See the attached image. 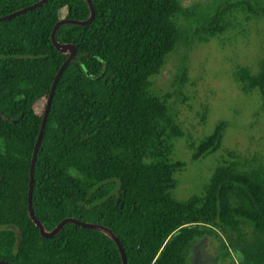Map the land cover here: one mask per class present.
I'll use <instances>...</instances> for the list:
<instances>
[{
    "label": "trees",
    "instance_id": "trees-1",
    "mask_svg": "<svg viewBox=\"0 0 264 264\" xmlns=\"http://www.w3.org/2000/svg\"><path fill=\"white\" fill-rule=\"evenodd\" d=\"M41 0H0V18ZM87 26L61 25L55 41L75 54L54 89L35 156L31 208L45 233L74 220L109 231L126 264H189L203 247L215 264H264V162L246 168L233 152L203 194L172 198V140L182 136L168 97L153 80L179 47L187 53L231 27L237 10L264 16V0H90ZM65 10L63 19L60 11ZM85 0H47L0 22V263L122 264L105 232L63 225L40 236L28 211L29 175L53 80L70 50L54 46L61 21L86 22ZM243 92L264 109V61L256 75L240 67ZM225 124L198 146L192 161L217 152Z\"/></svg>",
    "mask_w": 264,
    "mask_h": 264
},
{
    "label": "rangeland",
    "instance_id": "rangeland-1",
    "mask_svg": "<svg viewBox=\"0 0 264 264\" xmlns=\"http://www.w3.org/2000/svg\"><path fill=\"white\" fill-rule=\"evenodd\" d=\"M184 5L202 0H182ZM65 10L59 13L61 19ZM185 50L179 47L168 57L161 74L153 80V92L167 96L175 125L182 136L172 140L171 163L183 168L173 175L172 198L178 202L203 194L214 170L231 161L233 152L247 165L264 162V109L259 93L246 94L235 80L238 68L256 75L264 61V16H251L241 10L234 13L231 27L206 43H193L187 53V77L180 84L176 77L184 63ZM45 107L41 100L35 112ZM225 124L221 147L217 152L192 161L190 144L210 137L216 126ZM213 249L203 247L189 264H215Z\"/></svg>",
    "mask_w": 264,
    "mask_h": 264
},
{
    "label": "water",
    "instance_id": "water-1",
    "mask_svg": "<svg viewBox=\"0 0 264 264\" xmlns=\"http://www.w3.org/2000/svg\"><path fill=\"white\" fill-rule=\"evenodd\" d=\"M47 0H41L40 2H38L37 4L33 5V6H30L26 9H23L17 13H14L12 15H9V16H6V17H3V18H0V22H3L5 20H8V19H11V18H14V17H17L21 14H24L26 12H29V11H32L40 6H42ZM89 6V9H90V12H91V16L90 18L86 21V22H74V21H67V20H61L53 29V32H52V35H51V39H52V42L54 44V46L58 49H69L70 50V54L67 58V60L63 63V65L60 67L59 71L57 72L54 80H53V83H52V86H51V89H50V92H49V97H48V100L45 104V107H44V110H43V114H42V118H41V124H40V130H39V135H38V139L36 141V144H35V147L34 148V151H33V157H32V161H31V167H30V175H29V193H28V211H29V215H30V218L32 220V222H34V224L36 225V227L38 228L39 230V233H40V236L43 237V238H46V239H49L51 237H53L57 232L58 230L65 224L67 223H75L79 226H82V227H86V228H91V229H97V230H101L103 232H105L106 234H108L113 240L114 242L116 243L117 247H118V250H119V253H120V256H121V261H122V264H126V259H125V256H124V253H123V250L122 248L120 247L119 243L117 242V240L115 239V237L109 232L107 231L106 229L102 228V227H98V226H87V225H84L82 223H78L77 221H74V220H67V221H64V222H61V224H59L51 233L47 234L44 232V230L42 229L41 225L39 222H37L34 214H33V211H32V208H31V195H32V184H33V169H34V162H35V156H36V152H37V147L40 143V140H41V136H42V131H43V128L45 126V123H46V120H47V116H48V110L50 108V104H51V99H52V95H53V92H54V89L56 87V84L60 78V76L63 74V71L65 70V68L67 67V65L70 63V61L72 60L74 54H75V49L73 46H61L59 45L56 41H55V33L57 31V29L64 24H73V25H77V26H87L89 25L93 18H94V11H93V6H92V3L90 0H85ZM2 264V263H0Z\"/></svg>",
    "mask_w": 264,
    "mask_h": 264
},
{
    "label": "crops",
    "instance_id": "crops-1",
    "mask_svg": "<svg viewBox=\"0 0 264 264\" xmlns=\"http://www.w3.org/2000/svg\"><path fill=\"white\" fill-rule=\"evenodd\" d=\"M61 12V11H60Z\"/></svg>",
    "mask_w": 264,
    "mask_h": 264
}]
</instances>
